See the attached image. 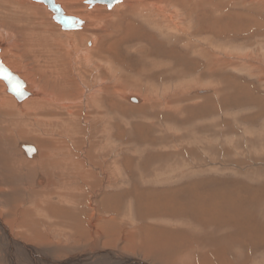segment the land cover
Here are the masks:
<instances>
[{
    "label": "bare ground",
    "instance_id": "6f19581e",
    "mask_svg": "<svg viewBox=\"0 0 264 264\" xmlns=\"http://www.w3.org/2000/svg\"><path fill=\"white\" fill-rule=\"evenodd\" d=\"M3 1L5 3L6 1L9 0H3ZM10 1L15 5L14 8L18 5L20 6L24 5L23 0H10ZM54 1L60 4V6L64 11V14L73 15L72 13H70L73 10L71 11L70 9V12L67 11L68 9L66 10V7H64L60 3L62 1L60 0H54ZM68 1H65V3ZM188 1L191 2V0H120L118 4L115 3L116 5L114 6L113 11L109 13H105L104 11L102 12L100 6L96 7V5L98 4H95L94 6L87 3V6H90L91 8L94 7L95 9L92 11H87L86 13H82L81 15L77 16L78 18L83 19L84 22L80 27L77 28L78 30L77 29L76 30L80 32V30H82L84 26H87L88 19L90 20L89 25L91 27H96V25L99 24V20L106 17L113 18L114 16H116L117 19H115V21L111 19L110 22L106 23V25L110 27L109 32L115 31L116 33L117 30V33L116 35L113 34L115 35L114 40H112V42L106 43L105 44L106 47L104 49L110 51L113 54V56L115 55L119 57V50L113 49L115 44L125 45L126 42L131 41L132 39L135 40L136 38H142V37H148L146 42L151 40L149 33L147 31L144 32L142 28L139 26L137 21L145 24L150 30L157 26L158 29L159 28L163 29L168 34L169 33L176 34V33L184 32V29L188 27V25L185 26L184 24L185 17L182 18V16L186 15L184 9L186 8L188 10L195 11L194 9L199 7V6L195 7V5L198 4V3L196 4V1L192 0L191 4H188L187 3ZM243 1L245 0H241L240 3ZM0 2H2V0H0ZM234 2L237 3V0H234ZM0 5L4 6L3 3H0ZM212 5L214 6V4ZM215 5H219V2L217 1ZM28 6L31 11L34 10L33 4H28ZM14 8L12 10H14ZM3 9L4 8L2 7V10ZM73 9L75 12L78 11L80 8L74 7ZM33 13L36 12L32 11V14ZM49 13H50V17H52L53 12L50 11ZM22 14L23 13L19 14V18L22 17ZM37 21L38 24H36L35 27L32 25L30 26L32 27L30 31L28 32L23 31L24 36L22 34L23 32L18 29L19 30V31L17 30L18 37L15 35V33H12V31H10L12 36H10L9 39H7L8 41L4 43L0 41V61L3 63V65H5L8 69H10L12 72L17 74V76H19L22 79V81L24 82L23 84L24 90L29 92L28 96H25L17 100L15 96H13L11 93L7 91V85L2 79H0V254H1L0 264H151L146 259H142V258H148L152 256L154 257V255L155 258L160 257V254L158 253L155 254L154 249H162L166 251L168 254H170L171 252H169V250L171 249V247H172L173 257L168 261L156 260L154 264H245L246 260H248V256L250 252L252 250L256 251L257 249L255 250V248H257V246L260 245L261 243L264 244V231L260 229V226H258L259 224L254 222L255 218L254 216H252L253 211L248 210L249 207L248 200L250 201L253 200L254 202V200L258 198L257 196L259 195L258 193H254V196L251 193L250 198H242V195L239 193L237 194L235 193L234 195L229 194V197H232L234 199H236V197L239 198L238 201L234 200L235 201L234 202L232 199H225L227 198L225 196L227 195L226 192H220L222 194L221 200L227 201L223 207L221 200L217 205L216 204L211 205L208 202V200L211 199V196L208 197L207 195H205V193L200 194V193L191 192L190 187H189L190 196H186V198L183 199L178 197L179 196L178 193L176 195L175 188L174 189L171 188V190L167 191V194L170 193L169 199L166 198L164 200L168 202L170 201L169 204H167L168 207L172 206L174 208L176 205L177 208H175L176 212L173 209H170L171 210L170 212L175 213L176 215L179 214L181 217L184 216L187 219L191 218L192 222H195L192 223L194 225H190L189 223L186 224L185 226L179 225V227L177 226L178 230L170 229L168 232L165 231L166 235L163 234L162 237L159 236V238L157 239L156 234H160L159 230L157 231L155 230L158 223L154 225L145 223L144 226L141 225L136 230V227H134L135 225L130 221H128L127 220L128 218L125 219V216H128V214L123 213L124 218L122 219L126 222V224L124 225V227H121L120 229L117 228L115 222L117 218L115 213L117 209V204L121 199V197L118 196V193L121 192L120 190H125L130 192L131 194V186L134 183L132 184V181L128 180L126 173V171H128L131 168V156H129V154L126 153L127 152L126 150L125 151L123 150L119 153L117 151L118 146L121 145L128 146L123 144L124 142H126V140L123 139L124 131L119 128L116 136L117 138L120 137L124 141L123 143L121 142L122 140L120 138L118 139L113 138V134L111 132L113 128V124H111L110 122L112 116L110 117L109 114L111 112L108 109L116 110V112L117 110L118 111L120 110L121 115L124 117L126 115L125 113L123 114L122 112H124L125 110L124 108L126 106L124 107L121 106L118 101L116 102L115 100L111 99V96L109 95H108V101L105 103L101 99V96L104 94L103 92L104 91L106 92L105 89H102L105 81L104 78L101 77L96 78L94 82L92 81L93 84L91 83L88 85L87 83H89L90 81L87 82L84 80V78H81L80 74L83 72L79 73L80 70H78L79 68L77 69L76 67L77 64H79L78 62L79 58L86 61V64L87 65L89 64V66L91 65L90 63H94L95 60L93 61V59H95L94 56L95 52H97L98 55V57L96 56L98 58L96 59L98 63L95 62V64L97 63V68L100 66V65L98 66L99 62L101 63V66L102 64H108V66H114L113 64L114 62L108 58L109 54L107 56L103 55V57L100 58L101 54L99 50V45L101 43L100 41L101 36L96 37L94 34L92 35L93 37H91L90 39L88 38L90 40L89 45L83 46L82 48H78V49L75 48L77 49L76 50L77 52H75L76 55L74 56L72 55V57H69L70 61L68 62L67 66H65V64H62L60 62V60L63 59V55L61 54L58 55L54 53L55 57H52L46 54L48 52L49 53L53 52L52 50L53 46H57V47L59 46L58 41L55 38H53L55 31L51 29L52 28L51 26L48 27L47 24L43 22L39 23V19H37ZM9 22L10 20L6 21V23H8L10 26L15 25V20L14 23L12 24H10ZM153 25L156 26L153 27ZM144 28L146 27L144 26ZM63 31L65 32L70 31L71 33L73 29L72 30L66 29ZM85 33L87 32H82L77 35L83 37L85 36ZM107 34L109 35V38H111L112 35L110 33ZM138 42H140V40H138ZM65 44L67 45L65 47L68 49L69 47L70 48H72L73 46L76 47V45H74V43L69 40H67ZM102 44H104L103 41ZM7 45L10 48L9 51L10 54L19 57L24 62V63L22 62L23 64L22 68H24L23 73H20L18 70H14V67L13 69H11L12 67L9 68L10 66L8 64L9 62L7 61L8 58L6 57L7 56L6 53L3 54L4 56L2 55V51L3 49L6 50ZM132 47L138 54L141 55L142 54L148 55V50H150V48H148L142 43H137ZM153 51L150 50L149 53H153ZM80 54L81 56L78 57L77 55ZM38 56H43L45 58L43 64H40V60L38 59L39 58ZM115 56H114V61L116 62L117 59ZM175 58H176L175 61L179 62L180 59L177 57ZM181 58L183 57L181 56ZM209 58H207L206 60H208ZM226 58L229 61H231V59L234 58L235 59L243 58V60L245 61V59L248 58V56L242 57L231 54L229 56L227 55ZM76 60L78 63L76 62ZM214 61L217 64L221 63L219 62V59H217L215 56H214ZM225 61L229 62L227 60ZM50 62L52 63L54 62V63L49 65L48 63ZM95 64L94 66L92 65V67H95L96 66ZM169 65L167 66L170 67ZM228 66L229 65L227 64L226 67ZM168 67L166 68L168 69ZM82 70L84 69H81V71ZM204 71L206 72V70ZM73 72L75 73L76 77L73 76L72 74ZM96 72L97 71H95L94 74H96ZM179 72L181 71L179 70ZM182 82L180 81V83L178 84L180 85ZM31 84L35 85V87L32 88ZM215 85L217 86V84ZM238 85L236 84V86ZM168 86L170 87V85ZM117 89L119 88L117 87ZM156 90L157 92H160L161 96L167 94V92H164L165 88L164 90L163 89L160 90L159 88H157ZM149 91H150L149 93L153 95L154 94L153 91H155V89ZM214 91L205 87L195 91L194 95L195 94L196 95L200 94L201 96L204 95V97L207 99L210 98L208 97V94L211 93L213 94ZM115 92L116 90L114 88V90L112 91L113 94L112 96H114ZM125 93L126 92H123V94H121L122 97L125 98L126 101L128 100L130 104L134 105V107H128V109L130 110L138 109L139 112L143 110L142 108H144L145 106L143 107L141 106L139 108L138 106L135 107V105L142 103V100L145 98L143 97V94L141 95L140 93L137 92H131V93L128 92L127 94ZM149 96L150 95H148V97ZM211 97H213V95ZM116 98H118V96ZM132 99H136V101ZM146 99L147 98H145V100ZM219 99L221 100V98ZM131 102H135V103L133 104ZM155 104H157L156 98H153L148 108L151 107L150 109H153ZM12 110L13 111L16 110L17 112L16 115L12 113ZM180 113L181 112L179 110V114ZM178 117H180V115ZM159 118H161V116ZM177 121L179 120L177 119ZM172 122L173 119L171 123ZM98 124L100 128L98 127ZM161 125L163 126L164 124ZM136 127L140 129L141 125L140 126L137 125ZM81 135H84V137L87 136L85 141L86 143L87 142L89 143V147L87 149H86L87 146L85 147V144L84 143L81 144L80 142L81 140H79L80 139L79 136L83 138V136ZM178 135L176 133V136ZM147 136L145 137L147 138ZM256 136H258V134ZM97 137H99V139ZM251 140L253 141V139H250V141ZM115 142L117 143L116 146H115L116 144ZM219 146L221 147V143ZM29 148H33L34 151L30 153L28 151ZM94 149L98 153L99 150L101 149L100 150L101 154L94 153ZM174 151L175 150H173V152ZM184 153L185 152L183 151V154ZM182 155L180 158H182ZM148 156L154 157L155 155L152 152L151 155ZM179 160L180 162H182L181 159ZM167 168H168V173L166 170H165L166 173H164L160 169H158L160 171H158V173L154 175L151 180H154L155 183L157 184L168 185L169 182L167 180H169L168 179L169 177H171L170 179H173V176L175 175L183 176L185 175V172L188 171L189 167L181 166L180 164H174V165L169 164ZM108 170H112L110 176L108 175ZM95 176H98L101 179H99L100 181L99 184L94 185L92 183L96 182L94 181V179H96ZM145 182L148 181L145 180ZM149 185H151V183ZM112 186L118 187L117 191L114 192L111 189ZM139 188L137 189V186L135 188L133 187L132 193L133 192L135 193L136 191L139 192ZM75 190L78 191L77 195H71L72 197H70V193H72ZM98 190L101 191L99 192V194H97ZM149 192L151 193V191ZM23 193L26 194L25 195L26 197H29L31 195L34 198L39 199L38 202L30 203L26 208L24 207L21 210L19 205L21 204L22 201L21 199H23L21 197ZM164 193H166V190H163L162 188L160 192L156 193V197L161 198L164 196ZM172 193H174V197L171 196ZM78 195L81 198L80 200L83 201L84 204L83 206L85 207V209H81V207L80 208L78 207L79 209L78 211H76L77 212L76 213L75 210L78 205L77 203L78 200L75 199L76 198L75 196ZM212 195H215V193ZM246 195L247 194H244L243 196ZM151 196L152 197L150 199L155 200L154 193ZM126 198L127 200L125 202V207L127 211L130 212L132 209L131 208L132 197L127 196ZM205 198H209V199L207 200ZM143 200H145V198ZM245 200L246 202H244ZM39 201H41L44 204V206L47 208H44L42 206L43 204L39 205L38 204ZM257 201H259V199H257ZM156 208H158L156 207V204L151 203L148 207L147 205L146 207H144L143 205L141 209L139 207V210L137 209V211L138 213H140V216L144 218V220L147 219L149 220V218L150 219L153 218L152 217L153 215L150 216V214L156 212ZM164 209L165 208L163 207L162 210ZM31 212H33V214L36 215L35 216L36 218L33 223H31V219L28 222V218H27L28 216H26L28 215V213L30 214ZM44 213H46V218L53 220L52 225L51 224L46 225V223L42 219L45 218L44 215L42 216V214ZM47 213H50V217L48 216ZM75 217L78 222V227H81L80 228V231H82L81 233L78 231V233L74 234L73 230L75 229L72 230L73 227L71 228L66 227L64 223H60L59 221L56 220L58 218H63L66 222L68 219L71 218L72 221L71 220L70 221L73 222ZM119 218L121 219V217ZM39 224L43 225L42 227L44 229L50 228L51 232L53 233L50 236L53 237H48L49 239L50 238L54 239L56 237L53 241L49 242V243H53L52 245H47V244L44 245L42 241H40L41 244L39 245L41 246L38 245L39 247L32 245V244H36V242H33L34 239H39L41 237V235L37 238H34L32 236V233L36 234L35 230H37ZM9 226L10 227L14 226V230L17 233L19 229H22V227L25 226H27L28 230H33V231L31 233V232H27V230L25 229L24 230L25 234L23 233L24 235L20 236L21 238L18 239L17 237L13 236L14 234L11 233V230H9ZM28 226H30V228ZM57 226L62 228H55ZM140 230H143V233H146L147 235L146 237H148L152 241H148L146 242V244H142L140 241L138 242L136 239L137 238L136 235L137 232ZM48 231L49 230H47V234H50V232ZM154 234L156 239H153ZM121 241L129 243L130 245L133 244L136 248L131 250L130 249L128 250L123 247L120 248L118 247V245L121 244ZM110 242H113L114 244L111 247L106 246ZM80 245H82L83 247L79 248ZM48 246L50 247L48 248ZM144 250H148L152 254L148 256L144 254ZM125 251L131 252L132 256L126 253ZM52 256L63 257L64 259L54 260ZM255 256H257L256 253ZM253 257H254V253L252 258ZM258 258L259 255L257 256V259ZM257 259H255L253 264H264L263 263L264 260L262 258L259 260Z\"/></svg>",
    "mask_w": 264,
    "mask_h": 264
},
{
    "label": "rangeland",
    "instance_id": "374dc122",
    "mask_svg": "<svg viewBox=\"0 0 264 264\" xmlns=\"http://www.w3.org/2000/svg\"><path fill=\"white\" fill-rule=\"evenodd\" d=\"M9 1H6L4 3V1L2 0V2H0L4 4V6L0 5L1 7L0 8V41L2 43L8 41L7 39H9V37L12 36L10 31H12V33H15V35L18 37L17 33L19 30H21L22 32L30 31V29L32 28L30 26L32 25L35 27L36 24H38L37 19H39V23L43 22L47 24L48 27L49 26L52 27L51 29L55 31L53 38H55L59 43L58 47L57 46L52 47L53 52H50V53L48 52L46 54L52 57H55L54 53L58 55L59 54L63 55V59H61L60 62L62 64H65V66H67L68 62L70 61L69 57H72V55L73 56L76 55L75 52H77L76 50L78 48H82L83 46L89 45V42H90L89 39L93 37L92 35L94 34L96 37L101 36L100 38L101 43L99 42L100 43L99 50L101 54L100 58H102L103 55L107 56L109 54L108 58L114 62L113 63L114 66H108V64H102L101 66V63L99 62L98 66L99 65L100 66L97 68L98 62L96 59H98L97 58L98 55H97V52H95V55H94L95 59H93V61L95 60L94 63H90L91 65L89 66V64L88 65L86 64V61L79 58L78 59L79 64H77L76 67L77 69L79 68L78 69L80 70L79 73L83 72L80 74L81 78H84V80L87 82L90 81L89 83L86 82L88 85L91 83L93 84L96 78H100V77L104 78L105 81H104V85L102 84L103 85L102 89H105L106 92L105 91L103 92L105 95L103 93H102L103 95L101 94L102 95L101 99L105 103L108 101V95H109L111 96V99L115 100L116 102L118 101L121 106L127 107V108L125 107L124 112H122L123 114L125 113L126 115L124 117L121 115L120 110L119 111L117 110L116 112V110L108 109L111 112L109 114L110 117L112 116L110 119V122L111 124H113V128L111 130L113 134V138L114 139L120 138V137L118 138L116 137L117 131L119 128L124 131L123 139L126 140V142H124L121 138L120 139L122 140L121 141L122 143L124 142L123 144L128 145V146L121 145V146H118V149L117 148L115 149H117L118 153L123 150L124 151L126 150L127 151L126 153H128L129 156H131V168L130 169L132 170L129 169L128 171H126V173H127L128 180H131L132 184L134 183L131 186V194L128 191L120 190L122 187L119 189L121 192L119 191L120 193H118V196H120L121 199L119 198L120 200H119V203L117 204V209L115 213L116 218H117L115 222H116L118 229H120L121 227H124V225L126 224V222L122 219L124 218L123 213L128 214V216H125V219L128 218L127 220L135 225L133 226L136 227V230L141 225L144 226L145 223L152 224V225L158 223L155 228L156 231L159 230L160 232V234H156L157 239L159 238V236L162 237L163 234L166 235L165 231L168 232L170 229L178 230L179 225L185 226L188 223L190 225H194L192 223H195V222H192L191 218L187 219L184 216L181 217L179 214L176 215L175 213L170 212L171 211L170 209H173L175 211V208H177V206L175 205L174 208L172 206L168 207L167 204H169L170 201L168 202V201H165L164 199L166 198L169 199L170 193L167 194V191L171 190V188L173 189L175 188L176 195L178 193L179 195L178 197L182 199L186 198V196H190V189H191V192H194V193H200V194L205 193V195H207L208 197L211 196V199L205 198L207 200L209 199L208 202L211 205L213 204L217 205L220 202V200L222 199V196H221L222 194L220 192H226L227 195L225 196L227 198L225 199H232L233 201L234 200L238 201L239 198L236 197V199H234L232 197H229V194L234 195L235 193L236 194L239 193L242 195V198H250L251 193L253 196H254V193H258L259 194L257 195L258 198H256L254 202L253 200L252 201L248 200L249 201L248 210L253 211L252 216H254L255 218L254 222L259 224L258 226H260V229L264 231V117H263L264 116V106H263L264 105V68H263L264 67V0H245L241 3H240L241 0L240 1L237 0V3H235L234 0H210V1L209 0H199V1L194 0L196 1V4L198 3L197 5H195V7L196 6H199V7L194 9L195 11L188 10L186 8H185L186 10L184 9V12L186 15L182 16V18L185 17L184 24L185 26L188 25V27L184 29V32L176 33V34H170V33L168 34L165 30L160 29V28L158 29L156 25L155 26L157 27L158 30L156 29L154 25L153 27L155 28H152L150 30L145 24L137 21L139 26L142 28V30L144 32L147 31L149 33L151 40L146 42L148 37H142V38H136L137 39V40L135 39L136 41L132 39L133 41L131 40V41L126 42L125 45L123 44L124 46L121 44H118V45L115 44L113 49L119 50V57L114 55L117 59V60L115 59L116 62L114 61L113 54L110 51L104 49L106 47L105 44L108 42H112V40H114L115 35L117 33V30H116V33L115 31L109 32L110 27H108L106 23L110 22L111 19L115 21V19H117L116 16H114L115 18L113 17L114 19L107 18V17H106L107 19L106 18L101 19L104 23L101 20H99V24L96 25V27H91L89 25L90 20L88 19L87 21L88 25L84 26L82 30H80V32L77 31L78 29L77 30L73 29L74 32L71 31L70 33V31H66V32L63 31L60 28L59 24L55 22L53 18L50 17V13H49L50 10H48L44 4L40 2H36L35 0H31V1L23 0L24 5L22 6L18 5L19 7L16 6L14 8L15 5L11 3V1L9 3ZM60 1H62L60 3L64 7H66V10L68 9L67 11L70 12V9L71 11L73 10L70 13H72L76 17L81 15L82 13H86L87 11H92L95 9L94 7L91 8L90 6H87V2L83 0H79V1L78 0H69V1L60 0ZM65 1H68V2L65 3ZM217 1L219 2V5H215ZM191 2L188 1L187 3L191 4ZM118 3L119 2H117V4ZM208 3H211V4H208ZM28 4L34 5V10L32 11L36 13L32 14V11L30 10ZM212 4H214V6ZM115 5L116 4H114V6ZM98 6H100L101 11L102 12L104 11L105 13L112 12L114 8V6L111 8H107V6L102 3H98L96 7ZM2 7L4 8L3 10H2ZM74 7H78L81 10L79 9L78 11L74 12V9H73ZM13 8L14 10H12ZM20 12L23 13L21 18H19V14H21ZM7 20H10L9 22L10 24L14 23V20H15V25L10 26L8 23H6ZM23 23L26 25H24ZM144 26L146 28H144ZM76 32H79V33L87 32V33H85V36L80 37V35H77L79 33H76ZM107 33H110L112 35L111 38H109V35ZM22 34L24 36V32ZM189 35L191 38L189 37ZM67 40L73 42L74 45H76V47L73 46L72 48L69 47V49L66 48L65 46L67 45L65 44V42ZM138 40H140V42H138ZM102 41L104 44H102ZM137 43L144 44L145 46L150 48L151 51L154 50L153 53H149L150 50H148V55L138 54L132 47ZM101 48L104 49L105 52ZM54 50L57 52H55ZM67 50H69L70 52ZM9 51H10V48L8 47V45L6 47V50L3 49L2 51V55L6 53L7 56L6 55L5 56L9 59V60L7 59L9 63L6 62L9 64L10 66L9 68L12 67L11 69H13L14 67V70H18L20 73H23V70H24V68H22L23 61L19 57H16L13 54H10ZM230 53L235 56L236 55L242 56V57L248 56V58H246L244 61L243 58L235 59L236 58L235 57L234 59H231V61H229L226 58V56L231 55ZM216 55L217 56L219 55V56L217 57ZM77 56L80 57L81 54ZM181 56L183 58H181ZM214 56L217 59H219V62L221 63H218V64L215 63ZM38 57H39L38 59L40 60V64H43L45 58L43 56H38ZM175 57L180 59L179 62L175 61L176 60ZM206 57L207 58L210 57V58L206 60L207 59ZM225 60L229 61L230 63L226 62ZM95 62L97 63L95 64ZM161 62H163L164 64ZM53 63L50 62L48 64L50 65ZM94 64L96 66L92 67V65L94 66ZM227 64L231 67L229 66L226 67ZM167 65H169L170 67H168ZM206 65L208 66V68ZM166 67H168V69ZM93 68L96 70H94ZM81 69H84V70L81 71ZM111 70L113 71V73ZM179 70L181 72H179ZM204 70H206V72ZM95 71H97L96 74H94ZM182 71L185 73L186 76L184 75ZM218 71L221 73H219ZM72 74L74 77H76L74 72ZM98 74H99V77H98ZM179 74L180 75L182 74V75L180 76ZM119 75H121L122 77ZM117 76H118V79H117ZM113 78L116 80H114ZM187 79L191 81H188ZM180 81L181 82L184 81L180 84L182 87L178 84L180 83ZM32 84H31V87L34 88L35 85H32ZM215 84H217V86ZM236 84L237 85L239 84V85L236 86ZM168 85H170V87ZM162 86L165 88L164 92H167V94L163 96H161L160 92H157L156 90L157 88H159L160 90L161 89L164 90ZM204 86L212 91L215 90L213 94L211 93L213 97H211L212 96L211 94H208V97L210 98H207V99L204 97V95L203 96H201L200 94L194 95L195 91L205 88ZM117 87L119 89H117ZM108 88L111 90H109ZM114 88L116 92L114 93V96H112L113 95L112 91L114 90ZM167 88H168V91H167ZM120 89L123 91H121ZM152 89H155V91H153L154 92L153 95L149 93L150 92L149 90H152ZM219 91H220V94H219ZM123 92H126L125 94H127L128 92L129 93L137 92V93H140L141 95L143 94V97L147 99L145 100L144 98L142 100V103L135 105V107L138 106V108L141 106L142 107L145 106L144 108H142L143 110L139 112L138 109H134V110L128 109V107H134V105L130 104L128 100L126 101V99L122 97L121 94H123ZM148 95L150 96L148 97ZM117 96L118 98H116ZM152 97L156 98L157 104H155L153 109H150L151 107L148 108V106L151 104V101L153 99ZM162 97L165 99H163ZM259 97L261 100L259 99ZM219 98H221V100ZM131 103L134 104L135 102H131ZM179 110L181 112L180 114H179ZM12 113L16 115L17 112L16 110L14 111L12 110ZM179 115L180 117H178ZM160 116L161 118H159ZM175 117L179 121H177ZM172 119H173V122L171 123ZM164 120L166 121V124ZM161 124H164V125L162 126ZM137 125L139 126L141 125V128L138 129L136 127ZM98 127L100 128L99 124H98ZM176 133L177 135L178 134L179 135L176 136ZM257 134L258 136H256ZM81 136H83V138L79 136L80 138L79 140H81L80 141L81 144L84 143L85 147L87 146L86 147L87 149L89 147V143L85 142L87 136L86 137H84V135H81ZM145 136H147V138ZM97 138L99 139V137ZM184 138L187 140H185ZM169 139L172 141H170ZM250 139H253V141L252 140L250 141ZM219 142L221 143V147L219 146L220 145ZM116 145L117 143L115 144V146ZM100 150H99V153L101 154ZM173 150H175L174 152L176 154L173 152ZM183 151L185 152L184 154H183ZM152 152L155 156L149 157L148 155H151ZM94 153L99 154L95 149H94ZM180 154L181 155L183 154L182 158H180L181 157ZM179 159H181L182 162H180ZM199 161H200V164H199ZM169 164L171 165L180 164L181 166H185L189 168H188V171H186L187 173L185 172V175L183 176L175 175L173 176V179H170L171 177H169L168 178L169 180H167L169 182L168 185L157 184L155 183L154 180H151L152 177L156 175L158 171L160 170L164 173H166L167 171L168 173L167 166ZM111 172L112 170H108L109 176L111 175ZM95 178L96 179H94V181L96 182L92 184L94 185L99 184L100 182L99 179L101 178L98 176H95ZM144 178L148 182H145ZM166 182H163V183H166ZM150 183L151 185H149ZM136 186H137V189L140 187L139 192L136 191L135 193L134 192L132 193L133 187L135 188ZM117 188L118 187L116 186L111 187V189L114 192L117 191ZM162 188L163 190H166V193H164V196L161 198L156 197V193L160 192ZM153 190H156V191H153ZM149 191H151V193ZM99 192L101 191L98 190L97 194H99ZM77 193H78L77 190L73 191L72 193H70V197H72L71 195H77ZM153 193L155 196L154 197L155 200L150 199ZM214 193L215 195H212ZM244 194H247V195L243 196ZM25 195L26 194L23 193L21 196L23 198L21 199L22 205L21 204L19 205L21 210L24 207L26 208L30 203H33V202L35 203V202H38L39 200L37 198H34L31 195L29 197H26ZM127 196L132 197V204H131L132 209L130 212L127 211L125 207ZM171 196L174 197V193H172ZM75 197H76L75 199L78 200L77 202L78 205L76 207L75 212L78 211L80 207L81 209H85V207L83 206L84 205L83 201L80 200L81 199L80 196L78 195ZM215 197H218V198H215ZM144 198L145 200H143ZM257 199H259V201H257ZM226 202H227L226 200H221L223 207ZM244 202H246V200ZM151 203H155L156 207L158 208H156V212H153V214H150V216L153 215L152 216L153 218L151 219L149 218V220L148 219L144 220V218L140 216V213H138L137 209L139 210V207L141 209L143 205L144 207H146V205L148 207ZM38 204L42 205L43 203L39 201ZM42 206L44 208H47L44 206V204ZM163 207L165 208L164 209L165 211L162 210ZM46 212H47V209H46ZM32 214L33 212H31L30 214L28 213V215H26L28 216L27 217L28 222L31 219V223H33L36 218L35 217L36 215L34 214L32 215ZM47 214L50 217V213H47ZM43 215L45 218H42V219L44 220L46 225L48 224L52 225L53 220L46 218V213L42 214V216ZM119 217H121V219ZM56 220L59 221L60 223H64L66 227H69V228L73 227L72 230L75 229L73 230L74 234L78 233V231L80 233L82 232L80 231L81 227H78V222L76 220V217L74 219L75 222L74 221L71 222L72 221L71 218L67 220L68 222L67 221L65 222L63 218H58ZM37 221H38V218H37ZM42 226L43 225L39 224V227L37 228V230H35L36 234L32 233L33 230H28L27 226L22 227V229H19L18 233L14 230V226L12 227L9 226V230H11V233L14 234L12 235L14 237H17L18 239L21 238L20 236L25 234L24 233L25 229L27 230V232H31L34 238H37L41 235L39 239L33 240V242H36L37 245L36 244H32V245H35L37 247L41 246L39 245L41 244L40 241H42L44 245L45 244L52 245L53 243H49V242L53 241L56 237L54 239L52 238L49 239L48 237H53V236H50L53 233L51 232L50 228L44 229ZM28 227L30 228V226ZM55 228H62V227L57 226ZM47 230H49L48 232H50V234H47ZM146 236H147L146 233H143V230H140L137 232L136 239L138 242L140 241L142 244H146V242L152 241ZM156 238L154 234L153 239H156ZM113 244H114L113 242H110L106 246L111 247ZM258 246L257 248H255V250L257 249L256 251L252 250L253 252L252 251L250 252L248 256V260H246L245 264H250V263L253 264L255 259H257L258 255H259V258L257 260L261 258L264 260V249H263L264 244L261 243ZM49 247L50 246H48V248ZM82 247H83L82 245L79 246V248H82ZM118 247L120 248L123 247L128 250L136 248L133 244L130 245L129 243L122 242V241H121V244L118 245ZM154 251H155V254L156 253L160 254V257L155 258V255H154V257L152 256L148 258H142V257L141 258L146 259L151 264H154L156 260L168 261L173 257L172 247L169 250V252H171L170 254H168L166 251L162 249H154ZM126 253L132 256L131 252L127 251ZM253 253H254L255 259L254 257L252 258ZM255 253L257 256H255ZM144 254L150 256L152 253L148 250H144ZM52 257L54 260L64 259L63 257H58V256L56 257L52 256Z\"/></svg>",
    "mask_w": 264,
    "mask_h": 264
},
{
    "label": "water",
    "instance_id": "95a60500",
    "mask_svg": "<svg viewBox=\"0 0 264 264\" xmlns=\"http://www.w3.org/2000/svg\"><path fill=\"white\" fill-rule=\"evenodd\" d=\"M35 1L43 3L44 5H46L48 10L53 12L51 18H53L55 22L60 24L63 30L77 29L84 22L83 19H80L74 15L64 14V11L60 6V4L56 3L54 0H35ZM119 1L120 0H86V2L90 5L102 3L105 4L107 8L113 7L114 4ZM0 79H2L7 85V91L11 93L13 96H15L17 100L29 95V92H27L23 88L24 82L22 81V79L19 76H17V74H15L10 69H8L5 65H3L1 61H0ZM132 100L136 101V99H132ZM28 151L32 153L34 150L33 148H29Z\"/></svg>",
    "mask_w": 264,
    "mask_h": 264
}]
</instances>
